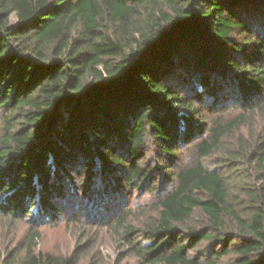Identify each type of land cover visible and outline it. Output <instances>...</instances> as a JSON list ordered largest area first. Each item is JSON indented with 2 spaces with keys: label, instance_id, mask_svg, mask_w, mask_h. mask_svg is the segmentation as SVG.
I'll list each match as a JSON object with an SVG mask.
<instances>
[{
  "label": "trees",
  "instance_id": "1",
  "mask_svg": "<svg viewBox=\"0 0 264 264\" xmlns=\"http://www.w3.org/2000/svg\"><path fill=\"white\" fill-rule=\"evenodd\" d=\"M229 89L241 112L209 128L204 99ZM0 109L1 217L54 224L71 172L85 193L121 173L138 189L148 139L165 164L190 145V165L162 167L154 220L114 221L122 240L140 264H264V122L223 145L264 117V0H0ZM219 152L226 173L202 164ZM37 236L0 264H68Z\"/></svg>",
  "mask_w": 264,
  "mask_h": 264
},
{
  "label": "rangeland",
  "instance_id": "2",
  "mask_svg": "<svg viewBox=\"0 0 264 264\" xmlns=\"http://www.w3.org/2000/svg\"><path fill=\"white\" fill-rule=\"evenodd\" d=\"M14 22L15 17L11 15L10 23ZM228 92V95L222 96L219 91L216 99H204V116L209 128L214 120L220 118L226 123L241 112L242 107L234 95L235 91L229 89ZM1 117L0 109V125ZM263 122L264 117L256 113L250 114V121L239 130L233 131L232 135L226 136L223 145L231 149L236 148L238 138L252 145ZM144 155L142 165L151 171L147 181L145 180L138 189L136 186L125 189L121 173L111 177V182L101 185L99 182L85 193L81 186L82 175L74 171L70 173L72 182L66 187V199L56 203L60 215L54 224L45 223L36 227L29 223L31 221L18 222L0 216V262L8 254L6 249H17L18 253L23 254L30 235L37 232L35 252L65 259L68 264H140L130 252L127 241L122 240V232L115 227L114 221L122 214H127V226L143 229L157 216V196L168 188L164 178L167 172L162 167L167 165L169 169L176 170L180 166L190 165L195 160L193 149L189 145L177 151L172 164H165L167 157L158 151L150 139L146 141ZM221 157L222 152L216 153L211 158L202 160V164L210 172L226 173V170L221 171L219 168ZM242 167L247 170L250 168L245 165ZM115 184H118L119 188H116ZM201 220L202 216L196 212L181 229L197 226L202 223ZM199 249L205 255L208 253L207 244H203ZM228 262L224 260L223 264Z\"/></svg>",
  "mask_w": 264,
  "mask_h": 264
}]
</instances>
